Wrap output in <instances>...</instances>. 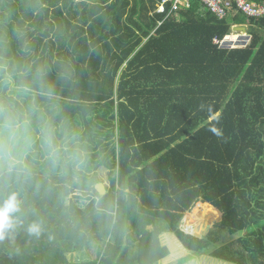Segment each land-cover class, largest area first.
Instances as JSON below:
<instances>
[{"label": "trees", "instance_id": "16d2710c", "mask_svg": "<svg viewBox=\"0 0 264 264\" xmlns=\"http://www.w3.org/2000/svg\"><path fill=\"white\" fill-rule=\"evenodd\" d=\"M160 2L0 0V129L30 133L0 166V208L18 202L0 264H157L165 232L201 253L219 239L180 229L199 212L240 235L215 258L264 264V18ZM228 36L238 47L215 43ZM77 252L89 260L70 262Z\"/></svg>", "mask_w": 264, "mask_h": 264}, {"label": "built area", "instance_id": "2783aa9c", "mask_svg": "<svg viewBox=\"0 0 264 264\" xmlns=\"http://www.w3.org/2000/svg\"><path fill=\"white\" fill-rule=\"evenodd\" d=\"M200 1L219 19L227 18L232 12L240 13L248 18H254V19L264 18V3L259 4V3L251 2L249 0H200ZM188 6H189V0H161V2L158 4L157 7V13L171 15L174 12L178 11L180 8L188 7ZM238 33L244 34L241 32ZM245 35L248 37V41L242 42L243 44L239 45V47H246L250 43L251 36L249 34H245ZM229 36L226 37V39L223 42H219L218 40H216L215 43L221 46H228L230 48L238 47V46L231 47L230 45H228ZM71 197L81 198V201L79 203L82 207L88 204L85 195L80 191H76Z\"/></svg>", "mask_w": 264, "mask_h": 264}, {"label": "crops", "instance_id": "0c3cea01", "mask_svg": "<svg viewBox=\"0 0 264 264\" xmlns=\"http://www.w3.org/2000/svg\"><path fill=\"white\" fill-rule=\"evenodd\" d=\"M29 123L30 122H28V124ZM16 129H15V134H14V140H13V142H11L10 145H12L14 143V141L16 143L15 145H19L21 143V141L26 142L28 140V136L30 135V133L27 132L29 130H27L26 125H21V126L17 127ZM42 133H43V130L41 129V133H38L37 138L31 147H33L34 144H36L37 142H41V144H42ZM46 142L48 143V140ZM15 145H13V147ZM13 147H11L12 155H13V151H12ZM42 147H44V145H42ZM16 163H18V161ZM99 183H102V182H99ZM104 186L108 192V189L110 188V186L107 187L105 184H104ZM183 222L184 221H182V223ZM182 223H181V225H182ZM180 228H181V226H180ZM152 229H153L152 227L149 228V230H152ZM160 241L164 247H167L169 249L170 254L166 259L158 262L157 264H199V261H202L204 258L209 260L207 262V264H211V263L212 264H233L230 262L223 261L221 259H217L213 256V253L216 252L219 249V247H216V248L214 247V250H210V247H209L208 250H204V252L194 253V252L187 250L183 246V244L180 242V240L176 237L175 234L169 233V232L163 233L160 236ZM236 243H237V241H236ZM229 248L233 249L232 247H229ZM207 253L209 255H207ZM73 254H78L77 258L79 259V257H81L83 259H81V260L79 259V262H72V263H82V262H86L89 260L88 257L87 258L85 257V255L87 254V253L85 254V252H77V253H73ZM182 261H184V262L182 263ZM210 261H212V262H210ZM205 263H203V264H205Z\"/></svg>", "mask_w": 264, "mask_h": 264}, {"label": "rangeland", "instance_id": "374dc122", "mask_svg": "<svg viewBox=\"0 0 264 264\" xmlns=\"http://www.w3.org/2000/svg\"><path fill=\"white\" fill-rule=\"evenodd\" d=\"M95 0H90V2H94ZM99 1V0H97ZM38 11L36 10L35 14L37 15ZM24 18V17H23ZM234 33H238V32H234ZM240 34V33H239ZM229 40V38H228ZM17 130V129H16ZM14 140V135L10 133L9 129H0V166H14V164H17L16 162L18 161L11 153V147H13V145H15V141L12 145L11 142H13ZM32 152H34V150L32 149ZM25 160V159H24ZM97 177H98V181L102 182L103 184H105L107 187L110 186V182H109V172L105 169L100 170L97 173ZM202 213V212H201ZM189 214H187L185 216V218L188 216ZM197 217L196 219H189V217H187L186 219L184 218V227H188L189 225H195V224H200V231L202 228V223L200 222L201 217L200 212L196 214ZM195 215V216H196ZM214 218V217H213ZM220 219V217H219ZM219 219H214L211 221L212 228H211V233H213L214 236H216L219 239V243L216 246H212L210 247V250H214V247H219V249L221 248H227V247H232L234 250H236V241L237 239L240 237V235H236V236H231L226 232H219L218 229H216V224H218ZM189 223V224H187ZM182 226V225H181ZM205 228L202 230L204 231ZM198 233V232H197ZM218 249V250H219ZM208 250V248L206 249ZM204 252V251H203ZM86 254V253H85ZM207 255H209L207 253ZM136 252L133 254V258H136ZM78 254H69L68 255V260L70 262H79V259H83L81 257H79V259L77 258ZM85 257L87 258L88 255L86 254ZM89 258V257H88ZM184 261H182L183 263Z\"/></svg>", "mask_w": 264, "mask_h": 264}, {"label": "clouds", "instance_id": "9594fccd", "mask_svg": "<svg viewBox=\"0 0 264 264\" xmlns=\"http://www.w3.org/2000/svg\"><path fill=\"white\" fill-rule=\"evenodd\" d=\"M9 131L11 134H15V129L11 123L8 125ZM214 133L219 135L217 130L215 128L212 129ZM18 208V202L16 200V196L13 195L9 198V200L5 203L3 208H0V232H2L4 229L11 227L12 224V216L11 214L15 212ZM41 229V226L39 224H33L30 226V230L32 232H39Z\"/></svg>", "mask_w": 264, "mask_h": 264}, {"label": "water", "instance_id": "95a60500", "mask_svg": "<svg viewBox=\"0 0 264 264\" xmlns=\"http://www.w3.org/2000/svg\"><path fill=\"white\" fill-rule=\"evenodd\" d=\"M234 32H241V33H244V34H248L247 27H245V26H237V27H234V28L230 31V35L233 34ZM95 187H96L97 192L100 194V196H105V195L107 194V190H106L104 184L99 183V184H97ZM218 211H219V210H218ZM219 212H220V211H219ZM220 214H221V216H220V219H219V221H218L219 223L222 221V213L220 212ZM182 225H183V223H182ZM211 228H212V225H208V226L205 228L204 231H200V232L195 233V234L192 233V234H190V235H196V236H200V237H205V236H207V234L210 233ZM180 229H181L183 232H185L184 229L182 228V226H181ZM185 233H186V234H189V233H187V232H185ZM236 249H239V247H238L237 245H236Z\"/></svg>", "mask_w": 264, "mask_h": 264}, {"label": "bare ground", "instance_id": "6f19581e", "mask_svg": "<svg viewBox=\"0 0 264 264\" xmlns=\"http://www.w3.org/2000/svg\"><path fill=\"white\" fill-rule=\"evenodd\" d=\"M204 228H206V226H202L201 231H202Z\"/></svg>", "mask_w": 264, "mask_h": 264}]
</instances>
